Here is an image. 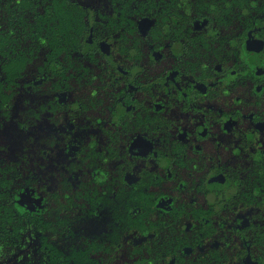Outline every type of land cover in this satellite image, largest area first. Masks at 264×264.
Segmentation results:
<instances>
[{"label":"flooded vegetation","instance_id":"flooded-vegetation-1","mask_svg":"<svg viewBox=\"0 0 264 264\" xmlns=\"http://www.w3.org/2000/svg\"><path fill=\"white\" fill-rule=\"evenodd\" d=\"M0 264H264V0H0Z\"/></svg>","mask_w":264,"mask_h":264}]
</instances>
